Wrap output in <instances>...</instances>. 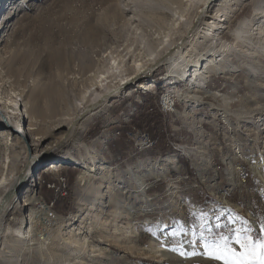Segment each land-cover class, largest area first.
<instances>
[{
	"label": "rangeland",
	"instance_id": "rangeland-1",
	"mask_svg": "<svg viewBox=\"0 0 264 264\" xmlns=\"http://www.w3.org/2000/svg\"><path fill=\"white\" fill-rule=\"evenodd\" d=\"M169 1L122 0L123 6L131 4L130 16L137 18L133 27L125 28L120 0H0V97L18 105L26 91L34 111L46 114L48 100L44 95L59 84L65 92L63 108L68 112L79 110L94 91L120 79V75L118 80L106 77L117 51L125 55L127 51L123 49L131 47L123 62L129 69L132 53L145 54L156 45L160 35L157 37V27L150 20L164 16L168 23L172 13L165 8L167 4L176 7ZM256 6L257 0H246L223 31L227 53L232 51L231 61L220 62L223 72H212L207 87L192 90L191 83L177 79V73L170 76L169 64L155 66L142 75L143 81L152 85L149 90L135 88L132 95L108 98L100 112L84 120L82 129L73 130L77 145L69 142L61 154L43 160L33 173L32 185L23 188L21 202L15 203L2 228L0 264H223L204 254L206 241L220 233L228 234L229 228L242 227L245 221L254 231L259 229V221L264 219V107L259 105L264 104V42L258 43V35L253 34L245 39L249 33L237 39L233 31L242 24L243 30L252 27L250 33H256L264 20V8ZM201 31L197 36H202L204 29ZM202 45L204 42L198 43L197 48L201 50ZM207 50L205 55L211 53ZM215 56L218 61L222 54L216 52ZM194 57L202 60L200 55ZM185 62L182 67L188 69ZM127 72L130 71L123 73ZM135 81L138 80H131L127 86ZM16 82L24 87L14 89ZM188 92L197 95V100L184 99ZM166 96L174 101L168 109L164 105ZM178 111L190 112L191 118L201 123L204 134L199 141ZM155 115L158 119L143 123ZM20 118L13 117L8 129H0L2 161L14 152L24 155L21 138H16L21 147L14 146L17 135L13 130ZM29 123L27 120V128ZM55 126L49 121L41 126L38 134L45 140L37 147L39 153L62 135L61 130H53ZM141 134L148 135L150 142L141 140ZM24 143L28 147L32 140ZM194 146L211 155L210 164L194 165L186 152ZM86 150L92 151L95 164L113 168L110 177L117 181L124 178L121 182L125 189L103 196L94 208L83 205L85 200L79 196L78 177L90 160L79 165L59 160L71 156L78 161ZM168 155L171 160L164 159ZM145 161L153 163L150 168H144ZM259 164L258 169L253 166ZM4 167L1 162L0 177H12L15 172ZM238 168L248 170L246 180L238 177ZM96 177L94 184L102 191L106 179L103 174ZM24 196L33 201L25 212L21 208ZM43 202L51 208L44 216L62 220L60 229L51 225H46L49 232L45 229L41 219L45 220L43 213L47 209ZM115 208L121 212L118 217L114 216ZM28 212L35 214L34 237L43 242L39 248L35 242L14 241L12 232L20 221L27 224ZM129 226L132 236H126ZM115 228L121 231L116 233ZM72 233L81 243L74 249L65 239ZM132 243L137 245L133 250L129 247ZM156 246L160 250L150 254Z\"/></svg>",
	"mask_w": 264,
	"mask_h": 264
},
{
	"label": "bare ground",
	"instance_id": "bare-ground-1",
	"mask_svg": "<svg viewBox=\"0 0 264 264\" xmlns=\"http://www.w3.org/2000/svg\"><path fill=\"white\" fill-rule=\"evenodd\" d=\"M120 1H121L120 6L122 9V12L125 14V19L123 22L125 24L122 26H124L125 28L133 27L132 25V23L134 22L133 20L136 21L137 18L135 19L134 16H130V13L133 12L132 7H130L131 4H124L123 6L122 0ZM170 2L175 3L176 7L171 8L170 4H167V6L165 5L166 6L165 9L169 10L172 13L170 14V19H168L170 21H168V23L163 20L164 16L163 17L162 16L152 17L150 20L157 27L156 28L153 26L154 28H156L155 31L157 33V37L158 35H160L159 40L157 41L156 45L153 43L154 46L149 47L145 54L132 53L129 56V59L127 58L129 61L132 60V63L129 69H126L125 67L126 64L124 65L123 62L127 61L125 60L126 59L125 57H127V54L131 52V49H130L131 47H127L123 49L127 51V54L125 55H123V53H120V51H117L118 54L116 56H113L110 61L111 62L110 67L106 71L108 73L106 77L112 76L113 78H115L118 75H120V79L117 77V80L119 79L117 83L108 84L107 86L102 87L100 91H97V90L94 91L92 95L90 96L89 100L85 102L86 104L83 107H81L79 110L68 112L63 108L65 92L62 89V87H60L59 84L52 86L48 91H46L44 95L45 100H46V97L48 100V108L46 111L49 113L46 112V114H39L37 113L38 110H36L37 112L34 111V109L30 105L31 102L29 103L27 101L28 95L25 94L26 91L25 92L23 91L24 100L21 99V103L18 105L12 99L4 100L2 97H0V118L2 120L0 122V129H3V128L8 129L11 125H7V124L11 122V119L13 117L18 119V115H20L21 118L19 120V123L17 124V128L16 129L14 128L13 131H14V134L17 135L15 139L21 138L23 144L21 147V143H19L18 142L19 140L16 139L14 146L16 147L20 146L25 151L23 157H20L21 153L19 154L18 152H14L13 155L10 156L8 159L5 160L4 158L3 161L0 160V163L2 162L5 165L4 168H7L8 171H11L12 173L15 172L12 177H8L5 175L0 177V245L2 243V240H1L2 228L4 227L7 221V217L9 216L12 209L16 206L15 203L16 202L19 203L20 199L22 198V195L24 194L23 188L25 186L30 187L32 185V182L34 181L33 173L37 171L39 167L43 164L44 159H47L50 157H52L53 159L55 155L59 153L61 154L62 150L67 146V143L73 142L74 145H77V142L75 141V138H74V131L77 129H82L84 127V120H86L89 115L100 112L101 107L103 106L104 102H108L110 99L119 97L122 94H126L128 96L132 95L135 88H144L145 90H149L152 85L149 82L143 81L142 75L145 74L147 71L151 70L152 68H154L155 66L158 67L159 65H162V64H169L170 73L172 72L171 73L172 75L170 76H173L177 73L178 76L176 77L178 80H183L186 83H191L192 90H196V89L198 90V89H201V88L204 89L205 87H207L206 85L207 78L211 75L212 72H217V71L223 72V67L220 64L221 61H225V60L231 61L232 51H230V53L229 52L227 53V50L229 49L226 48L227 40H224L223 31L229 28L232 18L235 16L237 12L241 11L246 0H220L216 4H215L216 0H187L186 3H184L183 0H170L169 3ZM263 4H264V0H257L256 8L257 9L264 8ZM203 6H204V9H202ZM128 16H130V18H128ZM8 23L9 22H7L6 25H8ZM248 26H250V23L248 24ZM250 28L245 29L244 27V30H243L242 24H240L233 31L235 32L237 39L243 36L245 37V35L249 33L248 37H245V39H250L253 34L254 36L258 35L257 36L259 38L258 43H260V41L264 42V20L262 21V23L260 21V24L256 27V33H250V31L252 30V27ZM203 29H204V32L202 36H197V34H199V32H202L201 30ZM202 42H204L205 45L209 43V46L204 45L203 47L202 45L203 48L199 50L197 48V44L202 43ZM208 48L211 53H208V55H205V53L207 52H204V51L207 50ZM216 52H220L222 54V57L219 58L218 61L215 56ZM194 55H200L202 60L200 61L199 59H195ZM252 56H253V53H252ZM185 61H187L188 63V69L183 68L184 66L182 67ZM127 70H129L130 72L123 73L124 71H127ZM133 79L138 80V81H135L134 85L128 87L127 85ZM110 81L111 80L109 79V82ZM21 86L24 87V85L20 84L19 82H16L13 85L14 89H17ZM14 89L12 91H14ZM13 93H14L13 95H16V92H13ZM185 98L187 100L191 98H195V100H197L198 96L195 94L191 95V92H188L184 95V99ZM168 101L166 100V104ZM259 105L264 107L263 103ZM177 115L181 116L183 119L186 120L190 128L194 130L195 136H196L195 138L199 141L200 138L204 134L203 130H201V126H200L201 123L198 120L191 118L192 115L190 114V112L178 111ZM27 120L30 121L29 128L26 127ZM44 121L46 122L49 121L50 123L55 124L56 126L53 130H57V131L61 130L60 132H62V135L56 141L48 144L44 148V150H42L39 153V151L37 150V147H40L42 145V141H44L45 138H43L38 133L39 131H41V126L44 124ZM73 121L76 122L75 128L73 127V124H72ZM65 127H67V130L63 131L62 129ZM9 134L11 135L12 133H9ZM10 135H8L7 137L11 139ZM28 139H31L32 143L30 145L28 144V147H27L24 142ZM8 143L9 141H7L5 144L7 145ZM199 148H200L199 146H194L192 148L188 147L186 150L187 154L194 161L193 162L194 165L195 164L201 165L202 163H203L202 165H206V163L210 164L211 158L209 156L211 155H208L209 153H207L203 149L199 150ZM41 153L44 155L41 156ZM92 155H93L92 151L86 150V152L81 155L78 161H76V157L71 158V156L68 157L67 159H59L63 161H70L75 165L77 164L79 165V163H84L85 160L87 159L90 160L84 164L85 170H83L82 173H80V176L78 177V184L80 185L79 187L80 199L85 200V203L83 205H86V206L90 205V208H94L96 204H100L101 202L99 199H102L103 196L112 193L113 190L116 191V189H119V188L125 189V186H123V183L121 182L122 180L124 181V178L121 177L120 181H117V179H113L114 177H110L113 174V168L109 169L105 164H95L94 161H92L93 160ZM82 156L86 158H82ZM164 159L171 160L170 155H168ZM57 164L56 166H58ZM152 164L153 163L149 161H145L143 165H144V168L148 169L150 168L149 166ZM157 166H159L158 168H163L161 164H157ZM253 166H255L256 169H258L260 164L253 165ZM96 174H99V175L103 174L104 179H106V183L104 182L105 189H103L102 191L101 189L100 190L98 189L99 186H95L94 184L93 180L95 178L96 179L98 178L96 177ZM32 204H33L32 199L30 197L24 196L23 204H21L22 211L25 212L27 209L31 207ZM114 204H118V203H114ZM41 208L43 209V211L47 209L43 213V216L44 214L46 215L49 213V211H51V209H49L48 207L44 209L43 205ZM83 208H86V207H83ZM120 213H121L120 210L115 208L114 216L118 217ZM33 215L35 214H33L32 212L31 213L28 212L27 217H26V219H28L27 224L26 223L23 224L20 221L19 226L17 227V230H14L12 233H13V236L16 237L14 239L15 242L23 244V242L27 240L28 242H35V244H37V248H39L40 246H42L43 242H41L40 240L38 241V238L34 237L32 223H33L35 216ZM92 217H94V214ZM41 220L47 232H49L50 229H47L48 227L46 225H51V227L53 226L59 229L61 226H63L62 220H60L57 216L53 218H49L48 216H46L44 221L43 219ZM84 220L86 219L84 218L83 220H81V222H83ZM88 224H89V221H88ZM90 224H89V227H91ZM127 228L128 230H126L127 232L126 236H132L133 235L132 227L129 226ZM74 229H77V228L72 227V230ZM115 230H116V233L121 231L120 228H115ZM69 233H71V231ZM59 234H60V231L58 232L57 235L59 236ZM61 234L62 236H65L63 233ZM65 239H66L67 244L73 247V249L81 244L79 242V239H77L73 233L71 235L69 234L67 238ZM44 243L48 244L49 242L48 240L47 241L44 240ZM44 245L46 246V244ZM136 246H137L136 244L132 243L129 247L130 249L133 250V248ZM50 247L52 246L50 245ZM92 248L93 246L90 247V249ZM150 250H152L150 252V254H152V253H156L158 250H160V248L156 246ZM46 251H48V249H46ZM47 253H48V256H49V253L51 254L50 251ZM57 257L60 258L61 256L57 255ZM57 263L63 264L60 262H57Z\"/></svg>",
	"mask_w": 264,
	"mask_h": 264
},
{
	"label": "snow or ice",
	"instance_id": "snow-or-ice-1",
	"mask_svg": "<svg viewBox=\"0 0 264 264\" xmlns=\"http://www.w3.org/2000/svg\"><path fill=\"white\" fill-rule=\"evenodd\" d=\"M259 225L256 231L248 221L242 227L229 228L228 234L220 233L204 243V254L223 264H264V219L259 221ZM216 227L221 226L217 224ZM201 238L204 239L203 236Z\"/></svg>",
	"mask_w": 264,
	"mask_h": 264
},
{
	"label": "built area",
	"instance_id": "built-area-1",
	"mask_svg": "<svg viewBox=\"0 0 264 264\" xmlns=\"http://www.w3.org/2000/svg\"><path fill=\"white\" fill-rule=\"evenodd\" d=\"M164 100H165V102H164V105L166 106V109H168V105H170L171 107H173V105H174V101L172 100V99H170L169 101H168V98H167V96L164 98ZM166 100L168 101L167 102V104H166ZM170 103V104H169ZM170 110V109H169ZM142 136H140V139L141 140H143L144 139V141H148V142H150V140H149V137H148V135H145V134H141ZM249 176V173H248V170L246 169V168H238V177L239 178H241L242 180H246V178ZM45 206H46V204H44ZM47 207V206H46ZM49 209H51L50 207H48ZM51 211H49V213H50ZM52 216V215H51ZM50 216V217H51Z\"/></svg>",
	"mask_w": 264,
	"mask_h": 264
},
{
	"label": "trees",
	"instance_id": "trees-1",
	"mask_svg": "<svg viewBox=\"0 0 264 264\" xmlns=\"http://www.w3.org/2000/svg\"><path fill=\"white\" fill-rule=\"evenodd\" d=\"M157 116H158V115H155L154 118H150V119L145 118V120H143V121H145V122H143V123H150L151 121H155L156 119H158ZM142 118H143V117H142ZM48 200H49V201L52 200V197H49ZM56 201H57V199H54V200H53V204H54V205H55Z\"/></svg>",
	"mask_w": 264,
	"mask_h": 264
}]
</instances>
